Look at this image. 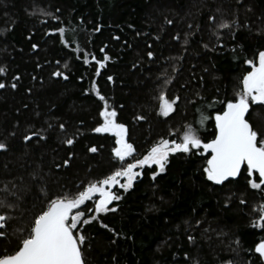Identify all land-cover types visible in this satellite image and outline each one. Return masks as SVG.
I'll return each mask as SVG.
<instances>
[{
  "label": "trees",
  "instance_id": "obj_1",
  "mask_svg": "<svg viewBox=\"0 0 264 264\" xmlns=\"http://www.w3.org/2000/svg\"><path fill=\"white\" fill-rule=\"evenodd\" d=\"M262 50L264 0H0V143L8 146L0 150V201L15 206L0 207L10 217L0 249L12 251L50 199L120 166L116 138L93 131L103 122L97 90L127 126L136 158L160 138L179 141L189 124L207 142L215 114L251 70L245 61ZM161 92L179 97L168 117L159 114ZM247 119L264 135V105H251ZM32 132L46 139L25 141ZM201 151L171 155L155 181L156 166H146L132 189L119 190L117 210L99 215L108 228L83 225L85 264H264L255 252L264 228L254 227L264 191L244 171L211 183L203 172L210 155ZM91 207L81 206L85 217Z\"/></svg>",
  "mask_w": 264,
  "mask_h": 264
},
{
  "label": "snow or ice",
  "instance_id": "obj_2",
  "mask_svg": "<svg viewBox=\"0 0 264 264\" xmlns=\"http://www.w3.org/2000/svg\"><path fill=\"white\" fill-rule=\"evenodd\" d=\"M53 18L59 20V17ZM219 27L225 28L229 25L221 23ZM55 31L67 45L66 29L60 27ZM96 31H99V28ZM32 47L36 48L37 45L34 44ZM147 55L152 57L153 53L148 52ZM107 59L110 58L105 56L104 60ZM104 60H97L96 64L103 68ZM245 62L251 70L242 77L241 87L236 92L235 100L226 101L224 108L215 114L214 138L205 142L197 129L189 124L179 141L160 138L139 158L134 156L136 149L128 142L127 126L117 121V111L114 108L110 109L106 98L97 90L96 95L104 102L100 112L103 122L93 131L111 133L116 137L117 146L113 148V154L120 166L102 179L89 182L83 190L75 194L58 195L50 199L47 207L34 217L27 234L18 238L15 248L12 251H8L7 247L0 249V264H85L82 247L86 237L82 233L83 225L93 220L99 221L100 214L115 212L118 206L113 205V202L122 199L120 189L124 192L132 189L136 180L142 178L146 166L149 168L156 166L151 172V179L155 181L160 173L166 171L170 156L176 153L191 155L196 154L197 150H202L199 154L210 153V158L206 159V167L203 168L208 181L222 185L230 178H238L243 170L250 178L248 183L251 188L264 191V135L254 130L249 119H246L251 105H264V50L258 52L255 60L248 59ZM3 72L5 69L0 67V73ZM99 74L97 71L96 75ZM53 75L64 76L60 71L54 72ZM64 78L67 79V76ZM108 79L113 78L109 76ZM5 87L4 83H0V89ZM11 87L15 89L17 85L13 83ZM158 99L159 114L168 117L175 111L179 97L170 100L164 92H161ZM208 118L202 111L200 112L201 127ZM137 119L143 120L145 117L139 116ZM64 127L63 124L60 125L61 129ZM33 137L46 139L40 132H32L26 135L24 140L29 141ZM65 143L72 145L74 140L68 138ZM7 147L6 143H0V150H7ZM89 151L95 153L97 148L93 146ZM69 163L70 160L66 159L63 165L67 166ZM255 174L258 176L252 178ZM114 188L117 190L113 191ZM90 200L93 201V207L88 211L95 214L85 217L81 206ZM0 207L14 210L15 206L0 201ZM8 219L10 217L7 214L0 213V238L5 240ZM99 222L102 227H109L102 221ZM254 227L264 228V205L259 210V223L254 224ZM189 240H193V237L189 236ZM255 252L260 257H264V240L255 246Z\"/></svg>",
  "mask_w": 264,
  "mask_h": 264
},
{
  "label": "water",
  "instance_id": "obj_3",
  "mask_svg": "<svg viewBox=\"0 0 264 264\" xmlns=\"http://www.w3.org/2000/svg\"><path fill=\"white\" fill-rule=\"evenodd\" d=\"M248 115H249V113L248 114H246V119L248 118ZM214 125H215V120H214ZM206 154H209L210 155V153H206ZM243 171V170H242ZM258 175V174H257ZM240 177V176H239ZM238 177V178H239ZM238 178H236V179H231L230 178V180L229 181H235V180H237ZM229 181H226L225 183H227V182H229ZM211 182V181H210ZM211 183H213V182H211ZM224 183V184H225ZM214 184V183H213ZM215 185H217V184H215ZM262 259H263V262H264V257H262Z\"/></svg>",
  "mask_w": 264,
  "mask_h": 264
},
{
  "label": "rangeland",
  "instance_id": "obj_4",
  "mask_svg": "<svg viewBox=\"0 0 264 264\" xmlns=\"http://www.w3.org/2000/svg\"><path fill=\"white\" fill-rule=\"evenodd\" d=\"M102 134H109V135H112L111 133H102ZM115 137V136H114ZM116 138V137H115ZM115 189V188H114ZM114 189H113V191H114Z\"/></svg>",
  "mask_w": 264,
  "mask_h": 264
},
{
  "label": "bare ground",
  "instance_id": "obj_5",
  "mask_svg": "<svg viewBox=\"0 0 264 264\" xmlns=\"http://www.w3.org/2000/svg\"><path fill=\"white\" fill-rule=\"evenodd\" d=\"M249 113H250V110H249Z\"/></svg>",
  "mask_w": 264,
  "mask_h": 264
}]
</instances>
